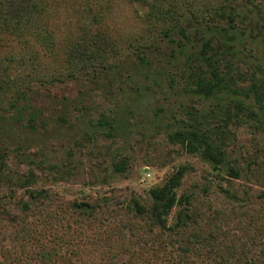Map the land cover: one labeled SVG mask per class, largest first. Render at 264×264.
Masks as SVG:
<instances>
[{
  "label": "trees",
  "instance_id": "obj_1",
  "mask_svg": "<svg viewBox=\"0 0 264 264\" xmlns=\"http://www.w3.org/2000/svg\"><path fill=\"white\" fill-rule=\"evenodd\" d=\"M248 1L264 14V0ZM234 22L226 0H0V116L20 112L36 83L83 71L113 73L126 57L178 30L201 42L186 90L208 106L194 109L200 116L188 112L167 140L227 165L216 188L208 177L186 183L191 166L182 165L151 189L149 201L70 200L52 188L55 174L37 166L18 175L0 151V264H264V69L244 67L250 60L237 44L247 32ZM28 61L27 73L10 74L13 63ZM247 117L251 137L232 158L223 143L226 129ZM101 123L118 128L115 121ZM173 159L155 149L146 162ZM95 179L85 168L66 171L69 184ZM218 191L226 203L218 204Z\"/></svg>",
  "mask_w": 264,
  "mask_h": 264
},
{
  "label": "rangeland",
  "instance_id": "obj_2",
  "mask_svg": "<svg viewBox=\"0 0 264 264\" xmlns=\"http://www.w3.org/2000/svg\"><path fill=\"white\" fill-rule=\"evenodd\" d=\"M226 5L236 28L247 32L237 44L239 55L250 60L244 67L263 70L264 33L259 34L264 32V14L248 0H226ZM200 48L201 42L190 41L177 30L153 49L126 57L113 73L83 71L62 82L36 83L20 112L0 116V151L9 169L20 175L43 167L59 178L51 183L52 188L70 200L120 195L149 201L151 189L162 185L182 165L191 166L186 183L191 177H208L216 188L223 182L218 177L227 176V165L215 166L167 140L188 112L200 116L194 109L203 111L208 106L186 90L192 53ZM32 66L31 61L13 63L10 74H25ZM103 120L115 121L118 128L109 131ZM210 120L215 123L214 118ZM245 121L242 126L235 121L226 129L230 133L223 143L232 158L240 156L238 150L251 137L249 117ZM155 149L170 152L174 159L165 165H148L146 158ZM80 168L96 175V182H66V171ZM4 192L0 185V197ZM218 192V204L226 203L224 194Z\"/></svg>",
  "mask_w": 264,
  "mask_h": 264
}]
</instances>
